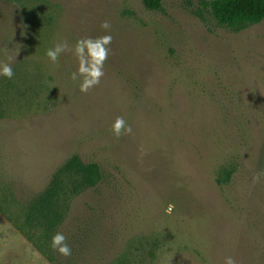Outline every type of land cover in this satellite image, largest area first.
Here are the masks:
<instances>
[{
    "label": "rangeland",
    "instance_id": "1",
    "mask_svg": "<svg viewBox=\"0 0 264 264\" xmlns=\"http://www.w3.org/2000/svg\"><path fill=\"white\" fill-rule=\"evenodd\" d=\"M212 1L0 0V264H56V232L77 264H264V20L220 25ZM103 35L82 93L72 48ZM73 156L102 178L61 171L48 232L28 210Z\"/></svg>",
    "mask_w": 264,
    "mask_h": 264
},
{
    "label": "trees",
    "instance_id": "2",
    "mask_svg": "<svg viewBox=\"0 0 264 264\" xmlns=\"http://www.w3.org/2000/svg\"><path fill=\"white\" fill-rule=\"evenodd\" d=\"M162 2L163 0H143L145 7L149 10H160ZM211 8L220 25L228 26L234 30H240L248 24H257L264 20V0H213ZM61 171L79 174L81 184L85 187L96 185L102 178L97 163H83L78 156L70 158L48 187L31 203L28 210L30 217L33 214L40 216V219L46 223L45 227L48 232L61 221V213L57 210V203L55 202V193L59 189L58 175ZM69 247L71 255L63 256L56 252L52 260L56 264H77L75 260L79 257L74 252L76 247Z\"/></svg>",
    "mask_w": 264,
    "mask_h": 264
},
{
    "label": "clouds",
    "instance_id": "3",
    "mask_svg": "<svg viewBox=\"0 0 264 264\" xmlns=\"http://www.w3.org/2000/svg\"><path fill=\"white\" fill-rule=\"evenodd\" d=\"M100 27L103 30H108L110 25L105 21L101 23ZM111 40V35H103L96 38H81L75 41L72 51L77 60V67L70 74V78L73 81L79 78L80 92L86 93L89 89L99 84L100 78L103 76V63L108 55L107 45L111 43ZM67 49V43L61 40L53 48L47 49L45 55L52 63H55L59 54ZM11 59L12 57L9 58V60ZM13 75L10 63L0 62V76L11 80ZM110 131L119 138L122 134L130 133L131 127L126 124L123 117H117L112 123ZM65 241V235L56 232L51 237V247L60 255L69 256L71 255V249ZM224 264H236V261L231 256H228L224 258Z\"/></svg>",
    "mask_w": 264,
    "mask_h": 264
}]
</instances>
